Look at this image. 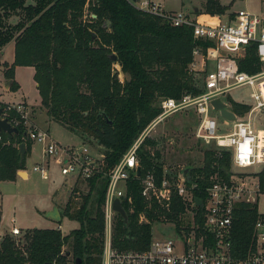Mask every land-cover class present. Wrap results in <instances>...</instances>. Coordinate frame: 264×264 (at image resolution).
<instances>
[{
  "label": "trees",
  "instance_id": "16d2710c",
  "mask_svg": "<svg viewBox=\"0 0 264 264\" xmlns=\"http://www.w3.org/2000/svg\"><path fill=\"white\" fill-rule=\"evenodd\" d=\"M204 8L211 16L228 10L219 0H207ZM17 13L21 16L19 21L7 23ZM106 21L110 22L108 26ZM7 43L14 46L13 62L5 64L3 70L11 82L10 89L18 88L13 81L16 66L33 67L41 106L49 120L106 147L101 162L105 175L112 171L135 136L160 113V99H177L202 90L201 78L189 69L192 49L198 44L192 29L173 27L158 16L136 9L129 0H0V57ZM112 53L116 56L114 61ZM246 56L241 70L256 72L252 49ZM113 63L125 74L123 81L112 74ZM227 100L237 115L248 109L230 97ZM17 129L18 135L0 134V181L15 180V171L24 169L31 151L32 143L24 138V127L18 125ZM22 142L25 157L20 163L18 145ZM155 144L146 138L137 149V158L141 176L152 172L159 183L165 169L158 160L159 152L148 149ZM222 152L218 156L213 150L206 151L202 167L185 168L187 183L196 184L194 196L205 198L211 173L218 171L226 178L221 169L228 170L231 158L228 152ZM100 175L90 180L91 187ZM254 177L260 191H264V166ZM100 182L103 185L92 201L90 192L76 196V190H70L62 216L77 221L78 226L69 233L45 227L26 230L19 236L2 235L0 264H74L76 258L81 259V264H101L107 176ZM126 195L131 197V203L123 201L122 206L129 226L115 217L114 248L147 249L155 222H174L179 231L187 232L183 221L186 205L176 194H172L166 209L142 196L140 178L131 177L126 182ZM140 214L147 218L146 222H138ZM200 215L195 218L197 233L203 224ZM257 217L255 204L242 203L236 209L233 243L237 254L244 255L250 246Z\"/></svg>",
  "mask_w": 264,
  "mask_h": 264
},
{
  "label": "built area",
  "instance_id": "2783aa9c",
  "mask_svg": "<svg viewBox=\"0 0 264 264\" xmlns=\"http://www.w3.org/2000/svg\"><path fill=\"white\" fill-rule=\"evenodd\" d=\"M130 3L138 10L162 18L173 27L192 29V37L198 44L192 49L189 69L201 78L202 90L198 94H183L177 99L162 98L161 111L153 119V124L135 136L131 147L106 175L108 182L102 207L104 245L101 264H264V212L258 210V196L264 191H260L258 182L256 191H253L248 186L249 180L230 173L223 178L215 171L208 176L205 198L198 197L203 203L199 207L194 201L197 196L193 195L196 184L189 185L183 171L168 176L165 169L159 183L152 172H146L143 176L141 171L137 174V167H140L137 149L148 136L149 129L169 115L184 111H192L196 115V138L228 152L236 167L250 169L264 166V18L238 10L225 20L211 18L212 21H202L191 13L166 11L155 0ZM250 49L258 66L254 73L240 68L246 62ZM239 90L245 92L247 101L233 98L232 93ZM228 97L247 105L248 109L242 115H237L232 111ZM217 98L235 114L234 121L223 118L219 110L212 106L211 101ZM0 106L3 108L2 117L7 118L12 126L24 127L26 140L42 143V156L47 157V164L48 159H52L63 175H74L75 180L89 181L103 173L99 157L86 144L82 143L78 148L73 146V149L65 148L54 141L47 130L35 127L28 118L24 103L8 102L0 103ZM257 122L260 126H257ZM43 163L34 165L32 170H41ZM131 177L140 178L142 196L155 200L166 209L170 207L172 194L180 197L186 205L185 209L192 214L194 211L193 220L198 213L201 214V231L197 233L194 222L190 232L181 230L179 233L175 229L176 238L152 236L148 248L143 251L114 248L112 235L114 220L118 215L112 210V202L118 198L121 204L123 201L131 203V197L126 195V182ZM242 203L255 204L258 217L253 225L250 246L244 255H239L233 243V219ZM146 221L147 218L140 214L138 222ZM10 233L13 236L21 235L16 227ZM176 240L182 243V253L176 252Z\"/></svg>",
  "mask_w": 264,
  "mask_h": 264
},
{
  "label": "rangeland",
  "instance_id": "374dc122",
  "mask_svg": "<svg viewBox=\"0 0 264 264\" xmlns=\"http://www.w3.org/2000/svg\"><path fill=\"white\" fill-rule=\"evenodd\" d=\"M155 1L160 3L161 7L166 11L194 13L197 15L198 19L204 15L210 16L204 8L207 4V0ZM220 1L224 6H227L228 10L223 14L216 15L218 17H215V20L219 17L221 20H225L228 18L227 16L230 15L229 13L238 10H246L249 13L257 14L264 18V0ZM20 18L21 16L18 13L15 15L13 14L8 18L7 23L11 25L16 24ZM3 51L4 55L0 60V100L6 103L23 100L24 102L22 103L28 106V118L34 123L33 125L35 127L47 130L50 137L65 148L73 149V146L78 148L82 143L86 144L88 149L99 157V161L102 162L106 147L99 144L91 137L80 138L66 130L63 126L49 120L46 109L41 106L40 97L33 78V67L16 66L14 68L13 81L17 83L18 88L10 89L11 82L8 87H6L8 81L3 75V70L5 64L11 65L13 62L14 47L11 43H7ZM111 71L112 74L117 76L119 81H123L125 78V74L122 73L118 64L113 63ZM232 96L235 99L243 98L245 101L248 100V98L245 97V92L242 90L234 91ZM160 100L158 102L159 107ZM150 124H153V120L143 130ZM196 125V115L192 111H184L169 115L147 132L148 136L146 138H150L156 143L154 147L148 149H150L151 152L155 150L159 152L160 157L158 160L162 162L164 169L172 175L183 171V169L187 167H202L205 162L206 151L213 150L218 156H222L223 154V152L218 150L213 144H205L196 138ZM257 126H260L259 122H257ZM31 142L32 144L34 143V141ZM42 147L43 145L40 141L35 142L34 151H32L30 156L27 155L25 159L24 169L20 168L15 171V180L0 181V238L5 233H10L11 229L14 227L18 228L21 234L26 230L45 227L57 228L63 234L69 233L78 226L77 221L62 216L69 197L70 188L76 190V196L90 192V201H92L97 189L101 188L103 185V182L100 181L106 178L105 174L97 178L94 187H91L90 180H75L76 178L74 175H63L60 168L54 164L52 159H48L47 164V157L42 156ZM43 161L42 169L34 172L32 167ZM262 168L263 166L261 165L250 169H241L236 167L230 160L228 171L230 175H238L243 179L249 180L248 186L253 191H256L255 187L257 180L254 174L259 172ZM25 170L28 172V178L21 173ZM20 176L23 179L20 178ZM51 207L57 208L61 216L60 221H53L47 217L49 208ZM258 210L264 212V194H259L258 196ZM193 214L190 210H186L183 216L184 227L187 232H190L195 222V220H193ZM175 229L177 232L181 233L174 222H155L152 225V236L176 238ZM175 245L176 252L182 253V243L176 240Z\"/></svg>",
  "mask_w": 264,
  "mask_h": 264
},
{
  "label": "water",
  "instance_id": "95a60500",
  "mask_svg": "<svg viewBox=\"0 0 264 264\" xmlns=\"http://www.w3.org/2000/svg\"><path fill=\"white\" fill-rule=\"evenodd\" d=\"M136 0H130V2H135ZM109 21L105 22V25L108 26L109 25ZM94 36V34H93ZM111 59L114 61L116 59V56L114 54L111 55ZM10 84V82L8 81L6 83V87H8V85ZM212 106L216 109L219 110L221 116L229 121H234L235 120V114L233 112H231L230 110L226 109V105L223 101H221L219 98L214 99L211 101ZM2 111L3 108L0 106V134L1 133H6L8 135H18L19 130L12 126L10 124V122L8 121L7 118H3L2 117ZM111 123V122H110ZM18 150H19V156H20V163H22L23 159H24V154H25V143L22 142L18 145ZM140 167H137V174H140ZM225 174H228L229 171L225 168L221 169ZM187 169H184L183 173L186 174ZM195 204L199 207H202V200L198 197H196L194 199ZM112 210L114 212L117 213V215L121 218L122 222L124 223V225L128 228L129 226V220H128V214L126 213L125 209L123 208L121 201L116 198L114 199V201L112 202ZM47 217L50 218L53 221H60L61 220V216L57 210L56 207H53V209L48 212ZM67 255H69V253H67ZM44 264H51L50 262H46ZM74 264H81V259L80 258H76L74 261Z\"/></svg>",
  "mask_w": 264,
  "mask_h": 264
},
{
  "label": "crops",
  "instance_id": "0c3cea01",
  "mask_svg": "<svg viewBox=\"0 0 264 264\" xmlns=\"http://www.w3.org/2000/svg\"><path fill=\"white\" fill-rule=\"evenodd\" d=\"M220 1V0H219ZM220 3H221V1H220ZM222 4V3H221ZM223 5V4H222ZM230 12V11H229ZM233 13L234 12H231V13H229L230 15H228L229 17H232V15H233ZM193 15H195V16H197L196 14H194V13H192ZM227 16V17H228ZM215 17H218V16H216V15H214V16H203V17H201L200 18V20L202 19V21H212V19L211 18H215ZM220 18V17H219ZM214 20V19H213ZM12 44V46H13V43H11ZM14 47V46H13ZM3 55H4V51L2 50V55H1V57H0V60L2 59V57H3ZM34 69V68H33ZM0 102L1 103H6V102H4V101H2V100H0ZM19 102H24L23 100H17V101H13V102H11V103H19ZM26 105V107H28L27 106V104H25ZM29 109H30V107H29ZM30 119V118H29ZM30 122L32 123V124H34L31 120H30ZM39 127V126H38ZM34 149H35V143H33L32 144V146H31V151H30V153L28 154V156H30L31 154H32V151H34ZM26 174V178H28V172L25 170L24 171ZM20 178H22L21 176H20ZM23 179V178H22ZM53 209V207H51V208H49V211L48 212H50L51 210Z\"/></svg>",
  "mask_w": 264,
  "mask_h": 264
},
{
  "label": "bare ground",
  "instance_id": "6f19581e",
  "mask_svg": "<svg viewBox=\"0 0 264 264\" xmlns=\"http://www.w3.org/2000/svg\"><path fill=\"white\" fill-rule=\"evenodd\" d=\"M22 173V175H25L26 173L25 172H21Z\"/></svg>",
  "mask_w": 264,
  "mask_h": 264
}]
</instances>
